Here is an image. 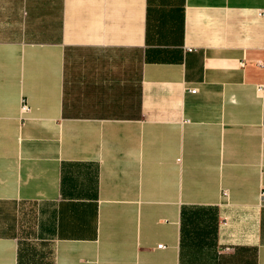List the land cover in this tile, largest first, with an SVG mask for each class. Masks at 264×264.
I'll list each match as a JSON object with an SVG mask.
<instances>
[{
  "label": "crops",
  "instance_id": "0c3cea01",
  "mask_svg": "<svg viewBox=\"0 0 264 264\" xmlns=\"http://www.w3.org/2000/svg\"><path fill=\"white\" fill-rule=\"evenodd\" d=\"M262 190L264 0H0V264H264Z\"/></svg>",
  "mask_w": 264,
  "mask_h": 264
},
{
  "label": "built area",
  "instance_id": "2783aa9c",
  "mask_svg": "<svg viewBox=\"0 0 264 264\" xmlns=\"http://www.w3.org/2000/svg\"><path fill=\"white\" fill-rule=\"evenodd\" d=\"M190 91H191L192 93H194V92H195V89H191ZM22 109H23L24 111H27V110H28L27 106H23ZM259 203H260V205H261V204H264V190H262V191L260 192V195H259ZM161 247H162L161 245L158 246V248H161Z\"/></svg>",
  "mask_w": 264,
  "mask_h": 264
}]
</instances>
